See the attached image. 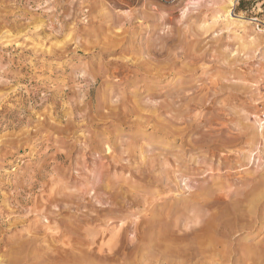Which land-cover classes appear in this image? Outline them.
Here are the masks:
<instances>
[{
    "label": "rangeland",
    "instance_id": "obj_1",
    "mask_svg": "<svg viewBox=\"0 0 264 264\" xmlns=\"http://www.w3.org/2000/svg\"><path fill=\"white\" fill-rule=\"evenodd\" d=\"M0 0V264H264V0Z\"/></svg>",
    "mask_w": 264,
    "mask_h": 264
},
{
    "label": "trees",
    "instance_id": "obj_2",
    "mask_svg": "<svg viewBox=\"0 0 264 264\" xmlns=\"http://www.w3.org/2000/svg\"><path fill=\"white\" fill-rule=\"evenodd\" d=\"M244 4V0H241L240 1V6Z\"/></svg>",
    "mask_w": 264,
    "mask_h": 264
}]
</instances>
